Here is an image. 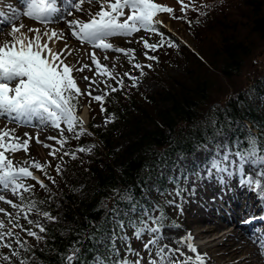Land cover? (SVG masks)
<instances>
[{
    "label": "trees",
    "instance_id": "trees-1",
    "mask_svg": "<svg viewBox=\"0 0 264 264\" xmlns=\"http://www.w3.org/2000/svg\"><path fill=\"white\" fill-rule=\"evenodd\" d=\"M223 1L201 18L181 16L180 22L194 40V52L173 46L177 53L164 59L161 49L174 42L166 38L162 45L166 44L158 49L160 59L150 70L154 90L138 87L126 92L117 88L103 96L102 104L95 100L83 103L90 123L92 107L109 117L103 127L89 124V135L80 132L76 138L71 132L64 139L70 149L65 152L69 155L61 150V160L75 169L84 193L77 197L60 190L58 210L50 214L54 221L43 225L46 231L41 232V244L17 246L24 264L131 262L130 244L120 253L108 240L120 223L129 239L145 222L156 223L176 190L174 181L168 179L176 155H189L213 143L221 133H227L226 144L231 151H247L254 138L257 153H264V102L260 103V98L264 99V74L255 71L243 86L234 88L244 60L264 45V0ZM177 60L185 63L183 76L167 73V67ZM221 88L223 93L211 98ZM119 138L126 142L115 148ZM86 144L92 145V154L77 151ZM38 174L42 181L47 179L43 172ZM60 184L66 189L71 186L69 180L61 179ZM68 257L73 260L69 262Z\"/></svg>",
    "mask_w": 264,
    "mask_h": 264
},
{
    "label": "rangeland",
    "instance_id": "rangeland-1",
    "mask_svg": "<svg viewBox=\"0 0 264 264\" xmlns=\"http://www.w3.org/2000/svg\"><path fill=\"white\" fill-rule=\"evenodd\" d=\"M69 1L70 0H64V3L61 5L57 2L60 13L58 12L50 22L41 24L40 22L24 16L22 13L23 11L15 0H0V15L3 14L4 19H7L4 26L0 28V46H3L4 40H8L7 43L10 45L14 43V40H24L25 43H27V39L25 38L32 39L36 35L34 32H30L29 29H39L41 33H48V36L42 37V43L47 42L49 36H51L53 32L57 33V36L52 37L48 46L53 52L58 53L67 49L72 53L71 55L65 53L61 58L64 59L65 64L73 68L71 75L81 90V93H83V95L79 96L75 111V115L83 122V126L80 128L78 124L76 127L78 132H86L85 134L87 135L90 133L88 128L89 124L98 128L103 127L109 122V117L107 115L98 114L97 109L94 107H92L93 121L91 123L89 122V113L87 112V107L83 104L88 100L90 102L93 101L92 97L87 94L89 91H91L92 96H105L113 92L112 89L116 90L117 88H122L126 92L136 90L138 87L142 91L154 90L156 84L150 78V70L154 68L160 59L158 49L166 44L164 43L162 45L163 41L166 40V38H170V40L173 39L174 41L171 45L176 48L178 46H184L187 50L193 51L194 49V40L190 37L191 35L188 33L185 25L180 22L181 16L188 15L194 18H201L203 13H207V15L210 14L213 10L223 5L224 2L223 0H183L185 5H190L185 15V13L181 11V4L178 0H154L156 4L172 8L174 12L159 13L155 17V31L151 29L139 30L134 32L131 36L117 35L107 37L105 42L111 44L112 49L103 50L94 47L88 42L78 40L72 35V28H70L71 32H68V36L64 37L60 35L61 30L57 22H61L65 27L67 25V27H69L70 21L80 20L82 22H88L91 19L90 13L94 15L100 11V5L96 3V0H93L92 3H88L87 0H85L82 4V11H77L75 7L72 6L73 0H71L70 3ZM231 1L234 2V0ZM75 2L79 3V0H75ZM19 12L22 13L21 17L12 22L13 16H16ZM127 14L128 11L125 10V15ZM21 25H23V28H20ZM13 27L20 28V31L15 33V36L12 34ZM145 41L150 45H157L156 49L152 50L150 48H145ZM19 46V43H16V47L18 48ZM173 46H169L167 49H161V51L165 53L164 59L167 58L166 55L173 56L174 53H177L175 50L176 48ZM115 49H124L128 51V55H125L123 52L115 51ZM93 54L101 65L100 69H97L96 65L93 63ZM148 57H154L155 59H148ZM134 65H140V67L137 68L134 67ZM84 66L87 67L83 72L75 70ZM184 67L185 63L177 60L173 65L167 67V73L172 76H183ZM105 68L107 71H105ZM255 71L260 73L259 75L264 74V45L244 60L241 75L238 79L234 80V88L238 89L243 86L244 83L248 81L247 78L250 79ZM108 73H111V77ZM125 73L128 75H125ZM85 76L90 79L85 80L83 78ZM129 76L135 77L136 79H129ZM215 80L217 82L221 81L217 78H215ZM92 81H95V83H92ZM119 81H122V84L119 83ZM213 85L214 90H217L218 85L216 83ZM223 91L224 88H221L219 92L213 94L211 98H216L217 95H221ZM263 102L264 99L260 98V103L262 104ZM7 118L9 117L0 116V129L7 128L12 130L13 135L19 137L21 142L29 140V137H31V139L29 140L27 151H17L19 152L17 154L16 152L14 154L5 152L6 157L12 160L16 168L28 167L33 162L40 163L44 166L43 174L47 177V179L42 181L38 174L39 170L30 168V171L32 170L31 172L36 179L42 181L46 187L41 188L36 180L30 178L25 179V185L33 186L30 192H24L21 189L22 191L19 190L18 195H13L12 192H10L8 197H5V199L10 200L12 204L17 205V207L14 208L4 201L0 202V209L4 210V212H0V222H3L4 225L3 228H0V232L5 233L3 238L0 239V251L2 252V255H0V263L22 264L23 261L20 259V249L17 248V246L20 244H27L30 247H36L41 244V239L37 240L28 233L31 231L35 232L40 237L42 236L39 227L36 225L43 226L49 222L50 219L44 217L43 213L46 212L51 214L58 210V207H56L58 201L56 199L60 190L63 188L72 195L79 197L84 193V188L75 178L77 174L75 173V169H71L68 164L61 160V156L70 149V146L66 143H64L63 146L58 143V141L64 140L71 133L67 131V126L65 124L61 123L60 128H56L53 126L51 127L50 124H40L38 120L39 124H35L36 119H33L34 123L27 125L24 121H16L13 123L12 120ZM61 130H63V132ZM37 137L41 141L40 144L36 142ZM48 137H55V139H48ZM226 140L227 133H221L213 143L202 145L189 155H176L174 157V165L171 167L168 174V179L171 182L172 180L174 181L176 190L173 195L168 198L169 201L164 206L163 214L160 213L159 216L156 217L158 218L156 223L150 221L145 222L148 228L159 227L160 231L151 233L145 230L140 239L136 237V239L132 238L129 243L125 229L121 227L122 223H120L119 230L114 232L108 240L114 251L121 253L124 247L129 243L133 253H138V255H133V259L131 260L132 264H136L137 261L139 264H153V262L154 264H185L188 258H191L190 264H198L196 261L197 256L203 259V264H223L222 261L226 259V257L223 259L217 258L212 263L209 262V258L212 256L215 257L218 254L219 251L214 250L216 246L213 245L222 241V232H231L230 230H233L235 222H225L227 221L225 215H228L226 216L227 219H230L231 215H235V219H238L237 221L240 222V219L246 217L245 214H241L243 209L247 206L249 209L254 207V205L257 207L261 198L264 197V179H262L260 175L264 174V164H253L251 161L255 160L256 157H251L248 163L243 164L246 169L252 170L250 173L251 179L243 180L240 170L241 161L236 155L237 152L228 149ZM125 142L126 141L123 139H116L115 148H121ZM44 145H48L49 147H45ZM63 149L64 154L62 153L63 151H61ZM82 149H85V151H79V149L77 151L80 154L81 152L84 154L93 153L91 144H86ZM53 151L55 152L54 156L50 155V152ZM244 152L246 153V151ZM225 155L228 157L227 160L223 159ZM257 155L260 154L257 153ZM261 155H264V153ZM25 161H27V164L24 163ZM214 163L218 165V167H214ZM253 177H258L257 182H259V187H257V183L253 182ZM61 179L62 181L69 180L71 186L67 189L62 187L60 184ZM249 180L252 181L251 184L248 183ZM242 182V186L245 188L241 192L239 187ZM212 190L220 193V196H212L211 198L210 191ZM250 192H253L255 194L254 197L258 199L256 204L252 199L253 195L252 197L248 196ZM21 196H23V200H21ZM35 197H40V200L35 202ZM149 197L152 203H155L153 198L151 196ZM208 199L214 201V211H208L206 215L208 216V220L198 221L192 218L191 216L196 209L204 200L206 201ZM33 203L35 207L30 208L29 205ZM260 207L264 208V204ZM5 213H8V215H5ZM156 213L157 212H154L153 218H155ZM219 214L222 215V218L218 217ZM147 219L152 220L151 218ZM29 220L34 223L29 224ZM111 220L113 223L116 222L114 217H112ZM51 221H54V219H51ZM184 223L188 225V230L190 229L188 236L191 237L190 240L187 239V235H182L181 238L171 241L170 243L163 241L162 237H164V232L167 233V231L183 228ZM206 224H221V227L218 226L220 230L217 228L208 231L206 234H196V232L206 229L208 227ZM8 233H11V235H8ZM152 239H157V243L148 244V241ZM181 240H184L185 243H177ZM188 243H191L196 249L195 252L189 251L187 247ZM4 244L10 245V247H4ZM145 244H148L147 248H145ZM161 249H163L162 253L160 252ZM175 249H179V251H174ZM13 253L16 254L14 255ZM158 253L160 254L158 255ZM181 253H183V255H181ZM244 254L246 253L237 254L234 260L237 259L238 256L241 257ZM5 257H7V259H5ZM205 261H207V263Z\"/></svg>",
    "mask_w": 264,
    "mask_h": 264
},
{
    "label": "snow or ice",
    "instance_id": "snow-or-ice-1",
    "mask_svg": "<svg viewBox=\"0 0 264 264\" xmlns=\"http://www.w3.org/2000/svg\"><path fill=\"white\" fill-rule=\"evenodd\" d=\"M84 2L85 0H79V3H76L73 0L72 6L77 11H82V4ZM87 2L92 3L93 0H87ZM178 2L181 4V11L186 15L190 5H185L183 0H178ZM21 3L26 5L23 15L40 23L50 22L59 11L57 0H21ZM96 3L100 5V11L94 15L90 13L91 19L88 22L73 20L69 22V27L73 29L72 35L78 40L88 42L94 47L103 50L112 49V45L105 42L107 37L117 35L131 36L139 30L151 29L155 31V17L161 12H174L172 8L158 5L154 0H96ZM125 10L128 11L127 15H125ZM20 28H23V25ZM20 28L13 27V36L20 31ZM29 31L34 32L36 35L32 39L25 38L27 39V43L24 40H14V43L11 45L5 42L3 46H0V116L24 122H31L33 119H36L40 124H50L56 128H60L61 123H63L67 126V131L74 132L76 138H79V135L82 133L76 132V126L79 124L80 128H82L83 122L75 115V111L79 96L83 95V93H81L71 75L73 68L65 64L64 59L61 58L65 53L67 55H71L72 53L67 49L58 53L53 52L48 46L52 37L57 36V33L53 32L49 36L48 41L42 43V37L48 36V33H41L39 29H29ZM60 35L62 36V34ZM16 43L20 45L18 48L16 47ZM169 46L173 45L169 44ZM144 47L155 50L157 45H150L145 41ZM115 51L128 55V51L124 49H115ZM148 59L155 58L148 57ZM92 60L96 68L100 69L101 65L96 60L94 54ZM86 67H80L75 70L83 72ZM134 67L139 68L140 65H134ZM105 71H107L106 68ZM108 75L111 77V73H108ZM125 75L128 74L125 73ZM83 78L85 80L90 79L87 76ZM129 79L135 80L136 78L129 76ZM92 83H95V81H92ZM119 83L122 84V81H119ZM112 90L115 91V89ZM87 94L93 100L101 104L103 103V96H92L91 91ZM101 111H104L103 107H101ZM61 131L63 132V130ZM30 139L31 137H29ZM48 139H55V137H48ZM29 140L21 142L19 137L13 135L12 130L7 128L0 129V149H3L0 150V186H3L5 190L11 187L13 195H18L21 189L24 192L31 191L33 186L24 184V180L29 178L36 180L41 188L46 187L30 171V168H35L44 172L43 165L33 162L28 167L16 168L12 160L8 159L5 155V152L14 154L21 150L27 151ZM36 142L41 143L38 137ZM58 143L63 146L66 141L60 140ZM256 144L257 142L254 138L250 139L251 147L246 153L239 151L236 153L241 161L240 170L242 174L243 164L248 163L251 157H256L255 160L251 161L253 164H264V155H257ZM44 146L49 147L48 145ZM79 151H85V149L81 148ZM261 151H264V149H261ZM50 155L54 156L55 152H50ZM65 155H69V153H65ZM223 159L227 160V155ZM24 163L27 164V161ZM213 166L218 167L215 163ZM248 183L251 184L252 181L249 180ZM256 183L257 187H259V182ZM21 200H23V196H21ZM0 201L10 204L14 208L17 207V205L12 204L10 200L5 199L2 195H0ZM29 207L34 208L35 204H31ZM0 212H4V210L0 209ZM5 215H8V213H5ZM43 215L47 219H54L46 212ZM28 223L33 224L34 222L29 220ZM36 226L39 227L40 232L46 231L43 226ZM3 227V222H0V228ZM121 227H123L122 224ZM133 227L135 228V225ZM145 230L156 233L160 231V228H148L147 224H144L143 227L136 228L134 235L137 239H140ZM28 234L34 236L37 240L41 239L35 232L29 231ZM4 235L5 233L0 232V239ZM8 235H11V233H8ZM157 239L149 240L148 244H156ZM187 239L190 240L191 237ZM177 243H185V241L181 240ZM148 244H145V248L148 247ZM3 246L10 247L8 244H4ZM187 247L191 252L196 251L191 243H188ZM129 251H132L131 248H129ZM174 251H179V249H175ZM160 252L162 253L163 249ZM13 254L15 255L16 253ZM133 255H138V253H133ZM67 260L71 262L73 257H68ZM190 261L191 258H188L185 264H190ZM196 261L198 264H203L200 256L196 257ZM123 264H132V262L123 261ZM136 264H139V262L137 261Z\"/></svg>",
    "mask_w": 264,
    "mask_h": 264
},
{
    "label": "bare ground",
    "instance_id": "bare-ground-1",
    "mask_svg": "<svg viewBox=\"0 0 264 264\" xmlns=\"http://www.w3.org/2000/svg\"><path fill=\"white\" fill-rule=\"evenodd\" d=\"M21 1V0H20ZM16 2V1H15ZM17 3V2H16ZM13 4V3H12ZM18 4V3H17ZM22 5V4H21ZM12 6V5H11ZM14 6V5H13ZM22 11V7L20 8ZM22 13L19 12L16 16H13L12 22L14 20H18L19 17H21ZM64 18V17H63ZM22 19V18H21ZM83 19V18H82ZM56 20V19H55ZM24 21V20H23ZM65 22V21H64ZM57 25L59 26L60 30H61V34L62 36L66 37L68 36V32L70 31V27H65V25H63L61 22H57ZM55 25V26H57ZM1 26V25H0ZM57 26V27H58ZM1 28V27H0ZM68 28V29H67ZM28 31V30H27ZM4 32V31H3ZM7 37V36H6ZM29 37V36H26ZM71 37V36H70ZM31 38V37H30ZM8 40H4L3 44L5 42H7ZM14 123V122H13ZM32 123L33 120H32ZM35 124H39L38 121L36 120ZM13 125V124H12ZM52 127V126H51ZM18 128V127H17ZM32 128V127H31ZM20 131V130H19ZM35 133V132H34ZM42 134V133H41ZM45 136V135H44ZM24 137V136H23ZM27 139V138H26ZM43 142V141H42ZM34 143V142H33ZM40 144V143H39ZM33 148V147H32ZM20 152V151H19ZM19 152H16L19 153ZM34 152V151H32ZM32 154V153H31ZM22 162V161H21ZM31 162V161H30ZM35 169V168H34ZM32 171V170H31ZM240 171V170H239ZM252 170H248L246 169L245 165L243 166V174L241 175V178L243 180H247V179H251L250 177V173ZM258 173V172H257ZM259 174V173H258ZM262 179H264V174H260ZM253 182L256 183L258 180V177H253ZM28 182V181H27ZM261 182V181H260ZM243 182L241 183L242 186ZM239 187V189L241 190V192L244 190L245 187ZM10 190V191H9ZM217 190V189H216ZM22 191V190H21ZM11 192V187H9L8 190H5L3 188V186H0V195L4 196V197H8V194ZM253 195V197H252ZM254 193L250 192L248 193L249 197H252L254 203L256 204L258 199L254 197ZM210 196L212 198L213 197H219L220 193L216 192L215 190L210 191ZM207 199V198H206ZM221 199V198H220ZM1 202V201H0ZM213 200L212 199H208V200H204L203 203L196 209V211L193 213V215L191 216L194 219H197L198 221H206L208 220V216L207 213L208 211H214V207H213ZM262 204H264V197L261 198L259 204L257 207H251L250 209L247 207H245L242 211V215L245 214L246 216V220L247 221H251V222H246L243 225H238L235 224L233 225V230H230L231 232H222L223 235V239L220 243L215 244L213 246H216V248H214V250L219 251L218 254L215 257H211L209 258V262H214L215 259H223L224 257H226V259H224L222 262L223 264H264V253L261 252V247L262 246V241L261 242H256V237H249V232H253L254 234H259L260 233V229L261 226H264V217H262L260 214H258V211L262 209ZM2 206V205H1ZM222 207V206H221ZM235 207V206H234ZM234 212V211H233ZM235 214V213H233ZM230 215V214H229ZM241 215V216H242ZM190 216V215H189ZM228 215H225V218L227 221L225 222H230L233 221L235 219V215H231L230 219H227ZM218 217L222 218V215H218ZM224 217V216H223ZM257 217V218H255ZM255 218V219H254ZM191 220V219H190ZM245 220V221H246ZM234 222H236L234 220ZM207 225V224H206ZM203 226V225H202ZM208 227L206 229H203L202 231H198L196 232V234H202V233H207L208 231L217 229L218 226L221 227V224H209L207 225ZM188 225L186 223H184L183 228H178V230H171V231H167L164 232V237H162L163 241L165 242H171V241H175L178 238H181L182 235H187V237L189 236V230H188ZM191 228V227H190ZM193 229V228H191ZM218 230H220V228H218ZM262 233V232H261ZM204 234V235H205ZM170 235V236H168ZM209 235V234H208ZM260 236V235H259ZM206 238V237H204ZM264 238V237H263ZM255 239V240H254ZM212 240V239H211ZM209 242V241H208ZM264 248V246H263ZM208 249V248H207ZM244 249V251H243ZM213 250V251H214ZM190 253V252H189ZM197 253V252H196ZM240 253H246L244 255H242L241 257H237V259L234 260V258L236 257L237 254ZM208 254V253H207ZM192 255V254H191ZM196 255V254H195ZM252 259V260H251ZM203 260V259H202ZM207 260V259H205ZM207 263V261H205Z\"/></svg>",
    "mask_w": 264,
    "mask_h": 264
}]
</instances>
